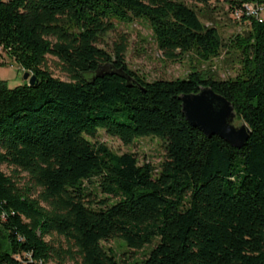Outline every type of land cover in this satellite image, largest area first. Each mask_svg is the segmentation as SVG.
Here are the masks:
<instances>
[{
    "label": "trees",
    "instance_id": "trees-1",
    "mask_svg": "<svg viewBox=\"0 0 264 264\" xmlns=\"http://www.w3.org/2000/svg\"><path fill=\"white\" fill-rule=\"evenodd\" d=\"M224 2L231 15L261 7L263 18L241 14L248 31L223 43L179 0H0V50L35 77L0 81V264H264V0ZM133 21L148 26L164 61L224 55L236 68L225 79L191 67L147 81L125 65L124 35L99 47L114 22ZM202 87L246 126L241 148L184 120L179 96ZM98 131L123 145L156 138L162 161L117 155L92 142ZM110 240L148 250L123 261L101 245Z\"/></svg>",
    "mask_w": 264,
    "mask_h": 264
},
{
    "label": "rangeland",
    "instance_id": "rangeland-1",
    "mask_svg": "<svg viewBox=\"0 0 264 264\" xmlns=\"http://www.w3.org/2000/svg\"><path fill=\"white\" fill-rule=\"evenodd\" d=\"M179 1L199 11L200 22L206 27L214 28L223 43L236 34L244 35L248 31V23L232 17L224 0H209L206 8H203L195 0ZM120 35L125 36L127 44L124 53L126 67L130 71L145 77L147 81L181 79L186 76L191 67L209 71L217 79H225L231 76L236 68L231 58L223 60L224 55L206 63H197L194 59L186 57L181 62L171 63L164 61L154 45L148 26L142 21H133L130 24L114 22V31L103 38V42H101L99 47L110 51L113 48V44L117 43ZM46 66L53 78L61 81L67 80L58 71L55 59L46 56ZM22 74V71L0 50V81H5L7 87L12 88L23 83ZM232 124L236 127L240 122L233 121ZM94 141L104 144L111 152L117 155L124 153L133 154L139 164L157 166L162 161L164 154L161 142L152 137L135 139L130 144L123 145L118 139L107 136L103 131H98L96 138L92 142ZM1 171L6 175L9 173V169L4 166H1ZM20 177H24V174H20ZM24 180L26 179L24 178ZM45 240H48V238H45ZM2 241L3 238L0 236V242ZM101 245L104 249H109L118 259L129 262L139 259L140 254L148 250V247L136 252L126 250L119 240L102 242ZM47 264L55 263L49 261ZM65 264L71 263L65 262Z\"/></svg>",
    "mask_w": 264,
    "mask_h": 264
},
{
    "label": "water",
    "instance_id": "water-1",
    "mask_svg": "<svg viewBox=\"0 0 264 264\" xmlns=\"http://www.w3.org/2000/svg\"><path fill=\"white\" fill-rule=\"evenodd\" d=\"M120 70L106 73L108 75L120 74ZM23 84L32 86L34 76L22 74ZM127 81V78H125ZM180 111L188 125L202 133L205 137L212 136L224 141L231 148L239 149L245 143L248 130L243 123L233 126L235 114L231 104L222 96L213 92L209 87H202L194 94L179 96Z\"/></svg>",
    "mask_w": 264,
    "mask_h": 264
},
{
    "label": "built area",
    "instance_id": "built-area-1",
    "mask_svg": "<svg viewBox=\"0 0 264 264\" xmlns=\"http://www.w3.org/2000/svg\"><path fill=\"white\" fill-rule=\"evenodd\" d=\"M241 14L260 21L263 18V9L261 7L245 4L242 11L233 12L232 17H234L235 19H239Z\"/></svg>",
    "mask_w": 264,
    "mask_h": 264
}]
</instances>
